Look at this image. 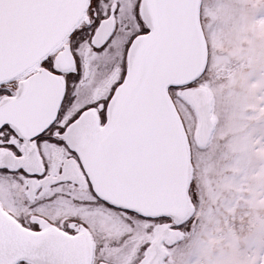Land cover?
Masks as SVG:
<instances>
[{"label": "snow or ice", "instance_id": "6c2138e0", "mask_svg": "<svg viewBox=\"0 0 264 264\" xmlns=\"http://www.w3.org/2000/svg\"><path fill=\"white\" fill-rule=\"evenodd\" d=\"M229 22L264 37V0H0V264H264V46Z\"/></svg>", "mask_w": 264, "mask_h": 264}, {"label": "rangeland", "instance_id": "374dc122", "mask_svg": "<svg viewBox=\"0 0 264 264\" xmlns=\"http://www.w3.org/2000/svg\"><path fill=\"white\" fill-rule=\"evenodd\" d=\"M244 39L251 41L254 46H264V37L249 35L247 38H245L241 33L235 31L233 22H229L225 26L223 48L226 52H233L238 49L240 46V41ZM223 124L225 128H230L232 126V118L230 115L226 116Z\"/></svg>", "mask_w": 264, "mask_h": 264}]
</instances>
